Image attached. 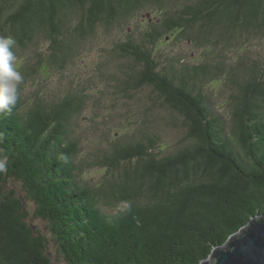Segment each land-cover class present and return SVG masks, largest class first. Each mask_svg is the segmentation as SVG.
I'll return each mask as SVG.
<instances>
[{"label":"trees","instance_id":"1","mask_svg":"<svg viewBox=\"0 0 264 264\" xmlns=\"http://www.w3.org/2000/svg\"><path fill=\"white\" fill-rule=\"evenodd\" d=\"M167 1L0 0V35L26 47L42 31L62 61L73 49L72 33L83 39L99 22L127 20L149 5L164 17L152 41L157 29L198 26L228 42L264 35V0H191L164 9ZM119 49L137 65L123 72L121 88L150 86L160 105L181 116L188 142L166 154L154 150V134L118 143L99 160L108 171L104 180L82 183L80 142L69 131L86 94L27 104L18 95L12 111L0 113V158L7 162L0 173V264H54L52 241L67 264H201L252 218H264V68L244 67L228 130L194 82L200 68L161 70L152 50L131 39ZM27 199L49 233L30 222ZM101 202L126 207L107 212Z\"/></svg>","mask_w":264,"mask_h":264},{"label":"rangeland","instance_id":"2","mask_svg":"<svg viewBox=\"0 0 264 264\" xmlns=\"http://www.w3.org/2000/svg\"><path fill=\"white\" fill-rule=\"evenodd\" d=\"M190 1L168 0L164 9H175ZM163 18L162 9L149 5L127 20L99 22L94 32L83 39H75L72 33L69 44L73 49L62 61H56L52 55L51 40L42 31L26 47L16 41L13 51L24 77L18 95L26 104L37 98L50 102L71 93L86 94V106L73 117L69 131L70 137L80 142L76 159L81 165L82 183L96 186L104 180L108 171L99 160L118 143L154 134L159 137L154 150L166 154L188 142L181 116L167 105H160L163 99L150 86L127 92L121 88L119 81L126 77L123 72L137 69L131 57L120 54L122 41L131 39L148 46L161 70L195 74V67L200 68L194 82L207 95L211 109L224 118L228 130L232 127L236 96L240 92L238 84L245 78L244 67L258 64L264 68L263 34L248 33L228 42V38L205 36L198 26L185 33L157 29L159 33L152 41L155 27L162 25ZM77 19L73 18L69 30ZM13 185L20 195H26L19 182ZM26 204L31 212L30 222L49 233L46 223L34 215L35 204L29 199ZM100 204L107 212L126 207L125 204ZM50 250L54 264H67L53 241Z\"/></svg>","mask_w":264,"mask_h":264},{"label":"water","instance_id":"3","mask_svg":"<svg viewBox=\"0 0 264 264\" xmlns=\"http://www.w3.org/2000/svg\"><path fill=\"white\" fill-rule=\"evenodd\" d=\"M201 264H264V218H252Z\"/></svg>","mask_w":264,"mask_h":264},{"label":"clouds","instance_id":"4","mask_svg":"<svg viewBox=\"0 0 264 264\" xmlns=\"http://www.w3.org/2000/svg\"><path fill=\"white\" fill-rule=\"evenodd\" d=\"M16 43L14 37L0 35V113L12 111L18 100V87L24 80L13 51ZM6 165V159L0 158V173L6 171Z\"/></svg>","mask_w":264,"mask_h":264}]
</instances>
